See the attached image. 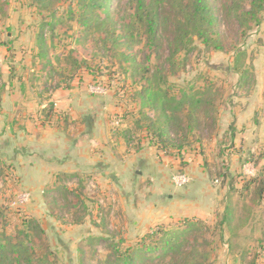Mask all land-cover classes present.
<instances>
[{
	"label": "rangeland",
	"instance_id": "obj_1",
	"mask_svg": "<svg viewBox=\"0 0 264 264\" xmlns=\"http://www.w3.org/2000/svg\"><path fill=\"white\" fill-rule=\"evenodd\" d=\"M99 1L108 18L86 29L88 0H0V242L20 244L22 264H122L128 246L134 264H264V0H208L220 50L182 0H142L152 49L140 0ZM5 93L26 112H4ZM70 99L93 102L72 128L105 121L108 157L37 192L17 174L10 129L66 127L71 113L54 109ZM150 125L169 131L168 155L147 145ZM161 227L167 247L144 238Z\"/></svg>",
	"mask_w": 264,
	"mask_h": 264
},
{
	"label": "crops",
	"instance_id": "obj_2",
	"mask_svg": "<svg viewBox=\"0 0 264 264\" xmlns=\"http://www.w3.org/2000/svg\"><path fill=\"white\" fill-rule=\"evenodd\" d=\"M18 101L19 98L12 93H5L2 102L7 111L4 112L10 117L19 116L20 110L26 112V109L22 108ZM70 103H73V107ZM55 106L57 116L63 114L65 110L71 113L68 127L63 121L62 124L66 127L55 130L41 131L34 129V126L10 129L13 146L11 153H14L13 160L18 168L17 174L21 173L24 176L23 180L30 184L29 188H33L37 192L55 181L57 176L79 173L81 168L93 166L97 161L106 159L108 148L110 149L108 144L111 135L109 136L105 121L100 118L94 121L90 127H85L81 131L72 128L73 120L80 117L86 119L93 113V102L84 100L75 106L73 99L67 102L59 100ZM78 107L82 110H78ZM17 112L19 115H16ZM22 147L25 149L24 152H20ZM99 148L105 153L97 152ZM96 149L98 150L96 151ZM132 156H138V153L135 152L126 157Z\"/></svg>",
	"mask_w": 264,
	"mask_h": 264
},
{
	"label": "trees",
	"instance_id": "obj_3",
	"mask_svg": "<svg viewBox=\"0 0 264 264\" xmlns=\"http://www.w3.org/2000/svg\"><path fill=\"white\" fill-rule=\"evenodd\" d=\"M36 4H45L48 0H33ZM263 0H256L254 5L256 7H260ZM139 5L142 12V17L144 19V22L147 27V34H148V41H149V47L152 49L154 47V40H155V34H156V27H157V21L155 15L143 6V1H139ZM82 9V22L81 25L84 26L86 29L91 26L93 22L96 23H103L105 18H108V10L107 7L103 6L99 0H88V3H83V6H81ZM181 9L183 13L188 18L189 22L194 25V27L197 30V35L199 39L207 46H209L211 43H215L216 49L220 50L221 45L219 44L218 37L216 36V19L213 14L212 7L209 4L208 0H182L181 1ZM10 85V84H9ZM52 106V105H51ZM55 110V116L57 115L56 109ZM138 115H144L143 109H139ZM148 120V118H146ZM145 119V120H146ZM65 120V119H63ZM146 133L144 134V137L149 138L146 141H148V144L150 147H154L159 152H163V155H168V148L163 147L164 141H168V135L169 131L166 127H156L155 129V135L152 136V130L151 125L145 126ZM156 138V139H155ZM140 149L135 150L136 153L140 152ZM182 156V154H179V156ZM181 159V158H179ZM182 160V159H181ZM183 162H180V171L184 170V166L186 164H183ZM182 173V172H181ZM59 176H57L58 178ZM250 180L247 181V188L250 187L251 184L256 183L259 178H249ZM261 197L264 199V189L261 190ZM228 214V211H226V215ZM189 222L184 221V225H188ZM161 237V240L163 241L164 245L163 247H167L171 241V239H174V233L171 230L165 229L163 227L158 228L157 230H153L151 233H146L144 235V238L146 240H154L156 238ZM20 248V244H14L6 243V242H0V261L4 260L6 258V252L9 250L12 253V263L14 264H22V254L16 250L17 248ZM145 247V244L143 243V248ZM142 248V249H143ZM141 249L139 245L135 248V250ZM159 249V246H154L153 248L145 247V251H156ZM120 257H121V263L122 264H134L136 256L134 252V246H128L125 251L121 250L119 251Z\"/></svg>",
	"mask_w": 264,
	"mask_h": 264
},
{
	"label": "built area",
	"instance_id": "obj_4",
	"mask_svg": "<svg viewBox=\"0 0 264 264\" xmlns=\"http://www.w3.org/2000/svg\"><path fill=\"white\" fill-rule=\"evenodd\" d=\"M174 182L178 186L186 185L190 182V179L187 176H177L174 178ZM25 199L28 200V197H26Z\"/></svg>",
	"mask_w": 264,
	"mask_h": 264
}]
</instances>
